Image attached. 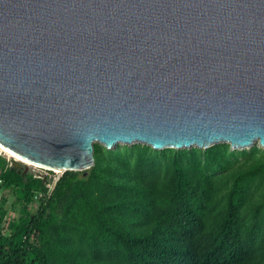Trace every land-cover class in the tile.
<instances>
[{
    "label": "water",
    "instance_id": "1",
    "mask_svg": "<svg viewBox=\"0 0 264 264\" xmlns=\"http://www.w3.org/2000/svg\"><path fill=\"white\" fill-rule=\"evenodd\" d=\"M95 144L264 150V0H0V149L53 190Z\"/></svg>",
    "mask_w": 264,
    "mask_h": 264
},
{
    "label": "trees",
    "instance_id": "2",
    "mask_svg": "<svg viewBox=\"0 0 264 264\" xmlns=\"http://www.w3.org/2000/svg\"><path fill=\"white\" fill-rule=\"evenodd\" d=\"M94 158L53 190L0 160L19 206L9 221L0 204V264H264L260 147L95 144Z\"/></svg>",
    "mask_w": 264,
    "mask_h": 264
},
{
    "label": "rangeland",
    "instance_id": "3",
    "mask_svg": "<svg viewBox=\"0 0 264 264\" xmlns=\"http://www.w3.org/2000/svg\"><path fill=\"white\" fill-rule=\"evenodd\" d=\"M255 146H257V145H255ZM0 160L6 166L15 167V164L17 165V163H18L19 165L15 168H25L23 163L15 161L13 158L9 157L8 155L4 154L1 151H0ZM253 160H257V161L261 160L262 161V158H261L260 154L257 153L253 157ZM243 163H244V160L239 159L238 165L243 164ZM54 177H56V173H52L49 177L47 176V184H49L51 180L53 181ZM14 201H15V195L13 192H11L10 190H6V189L0 190V204H3L4 210L6 211L5 218L9 221L10 220H16L19 216V206L15 205ZM31 210L33 212V209H31Z\"/></svg>",
    "mask_w": 264,
    "mask_h": 264
},
{
    "label": "built area",
    "instance_id": "4",
    "mask_svg": "<svg viewBox=\"0 0 264 264\" xmlns=\"http://www.w3.org/2000/svg\"><path fill=\"white\" fill-rule=\"evenodd\" d=\"M23 165L25 167L24 168L25 171L31 173L35 178L43 179L46 182H47V176L49 177L52 173H54L53 171H49V170H46V169H43V168H40V167H37L34 165H29V164H24V163H23ZM54 178H53V180H54ZM52 183H53V181L51 180L50 183L46 185L49 190L52 189ZM36 197L39 198V197H41V195L39 194Z\"/></svg>",
    "mask_w": 264,
    "mask_h": 264
},
{
    "label": "bare ground",
    "instance_id": "5",
    "mask_svg": "<svg viewBox=\"0 0 264 264\" xmlns=\"http://www.w3.org/2000/svg\"><path fill=\"white\" fill-rule=\"evenodd\" d=\"M0 151L3 152L4 154L8 155L9 157L13 158V159H14L15 161H17V162L24 163V164H29L28 162H25V161H23V160H21V159L15 157V156H13V155L7 153V152H5V151L2 150V149H0ZM29 165H31V164H29ZM54 173H56V172H54Z\"/></svg>",
    "mask_w": 264,
    "mask_h": 264
}]
</instances>
